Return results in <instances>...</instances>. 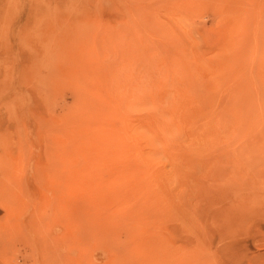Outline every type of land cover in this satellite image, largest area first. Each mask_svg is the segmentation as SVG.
<instances>
[{"label":"rangeland","instance_id":"obj_1","mask_svg":"<svg viewBox=\"0 0 264 264\" xmlns=\"http://www.w3.org/2000/svg\"><path fill=\"white\" fill-rule=\"evenodd\" d=\"M0 264H264V0H0Z\"/></svg>","mask_w":264,"mask_h":264},{"label":"bare ground","instance_id":"obj_2","mask_svg":"<svg viewBox=\"0 0 264 264\" xmlns=\"http://www.w3.org/2000/svg\"><path fill=\"white\" fill-rule=\"evenodd\" d=\"M175 100H176V99H175ZM175 100H174V101H175ZM174 101H173V100H170V101H169L172 110L176 109V104H175L174 109H173V107H172V104L175 103ZM166 102H167V101H166ZM166 102H165V104H164V103H163V104L166 105ZM172 102H173V103H172ZM167 103H168V102H167ZM171 103H172V104H171ZM164 105H162V107H164ZM170 105L168 106L169 108H170ZM173 105H174V104H173ZM160 106H161V105H160ZM159 109H160V108H159ZM165 109H166V107H165ZM178 109H179V107H177V110H178ZM160 110H161V109H160ZM160 110H158V111H160ZM162 110H163V111H166V110H164V109H162ZM169 110H170V109H169ZM163 111H160L161 114H163V113H162ZM180 111H182V110H180ZM170 112H171V113H170ZM170 112H169V113H170L169 115H173V112H175V110H174L173 112L170 110ZM158 113H159V112H158ZM158 113H157V114H158ZM167 113H168V112H167ZM167 113L164 112L165 117L163 116L164 114L161 115V116H163V118H164L163 121L165 120V121H169V122L171 121V122H172L173 120H171V116H169ZM178 113H180V115H181V112H178ZM157 114H156V115H157ZM175 114H176V113H174V115H175ZM156 115H155V116H156ZM159 115H160V113H159ZM167 115H168L170 118H168V117L166 118ZM174 115H173V116H174ZM173 116H172V117H173ZM174 117H175V116H174ZM160 118H162V117L157 116V121H158L157 124H158L159 127H160L159 130H160L161 132H163L162 135H165V133H167V136H168V134H169L168 132H169V131L167 132L166 130L168 129L169 124H168V126H167V124H165L166 122L164 123L163 121H159ZM165 118H166L167 120H166ZM169 119H170V120H169ZM172 119H173V118H172ZM175 119H176V118H175ZM177 119H179V118H177ZM212 120H213V124H212L211 127H213L214 129H218V125H219V123H220L222 120L219 119L218 116H215ZM176 121H177V123L180 122V121H178V120H176ZM173 124H175V123H173ZM170 125L173 126L172 124H170ZM178 125L181 126V122H180ZM166 126H167V129L165 130V127H166ZM169 129H170V127H169ZM174 129H175V128H174ZM174 129H171V133H172V134L175 133V132L177 131V129H176V130H174ZM178 129H179V128H178ZM164 130H165V132H164ZM173 130H174V132H173ZM161 132H160V133H161ZM171 133H170V134H171ZM172 134H171V135H172ZM166 147H167V143H166ZM168 147H170V146L168 145Z\"/></svg>","mask_w":264,"mask_h":264}]
</instances>
